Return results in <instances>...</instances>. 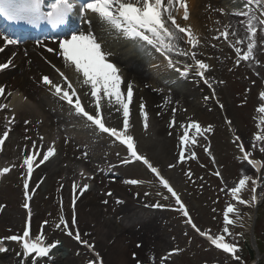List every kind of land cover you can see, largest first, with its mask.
<instances>
[{
	"label": "rangeland",
	"instance_id": "obj_1",
	"mask_svg": "<svg viewBox=\"0 0 264 264\" xmlns=\"http://www.w3.org/2000/svg\"><path fill=\"white\" fill-rule=\"evenodd\" d=\"M224 6L225 2L219 0H204L196 6L199 13V17L196 16L198 25L203 30V35L206 36L205 52L212 53L215 61L213 69L211 68V72H209V78L214 82L219 102L223 108L211 101L206 104L204 102V105H201L203 96L208 97L205 88L198 87L197 94L195 91L194 96H191L186 102V99L181 97L182 95H175L162 85L154 82V76L151 81L146 80L145 84L153 90L168 94L165 96H174L173 102L166 108L165 118L158 115L159 111L153 110L152 103H144L146 112L160 122L157 125V130L164 128L162 134H158V139H160L159 149L166 159V163L176 165L171 171L172 176L182 184L184 195L189 202L195 220L203 228H210L216 233H222L224 228L223 210L227 204L232 203L228 199L227 193L224 190L222 191L224 184L233 186L241 178V170L244 169L246 174L249 170L237 158L234 146L223 126V116L226 115L231 120L239 134L247 139V143L250 145L257 120L258 96L264 80V43H262L264 42V36L262 34L258 33L257 37L256 58L259 64L253 63L252 65L243 61L237 65L234 50L223 40V37L219 40L213 39L218 35V30L223 31L224 25H237L234 23L236 19L227 15ZM204 10L206 11L203 14ZM219 10H223V14ZM99 26L100 23L98 22ZM115 38L120 39L121 37L117 35ZM112 43H115V40ZM212 45H215V47ZM122 51L124 52V50ZM204 55L200 54V57H204ZM118 57L114 56L115 59H120ZM141 58L145 63L147 58L150 59V56L146 54ZM138 64L144 69L146 66L149 70L147 73L152 76L153 71L146 63L144 65L140 61ZM37 70L41 69L37 67ZM20 73L25 78L24 84L29 92L36 101H41L46 96L43 87L48 85L44 84L43 81L39 82L36 73L21 72V70ZM128 82L126 79L125 84ZM143 87V82H140L136 89H133V97L130 103L134 113L140 112V104L143 100L139 95H142ZM189 102L195 103L197 106L196 112H191ZM41 109L45 111V109ZM173 109H175L176 125L169 127L173 119ZM222 112L224 113L222 114ZM62 115L50 119L53 123L55 136L60 135L59 131L63 132V130L67 131L66 129H68L67 124L70 121L67 119L66 114L62 113ZM116 115L119 117V113ZM194 120L203 122L205 128L209 125L212 126V130L208 133L211 136V150L216 157V168L214 164L209 162V155L204 152L207 144L205 141L200 142L198 161H190L187 154L185 160L179 162V137L183 134L180 125H186ZM25 121L30 123L25 124ZM38 122H40V119ZM16 128L15 133L6 144V155L3 156L6 160L12 156L18 157L23 148L30 146L31 142H39V127L30 116L21 117ZM64 134L66 135V132ZM25 137H30V139H25ZM61 141L62 152L59 163L55 167L57 170L47 175L33 202L37 229L41 221L44 219L49 220L51 223L49 239L51 241L58 240L61 243L60 253L62 257H60L59 264H82L90 259L86 253L76 249L74 244L65 237L62 227H55L60 222L54 202L56 187L60 186L61 188L63 185L62 190L67 192L68 184L65 183L64 177L75 178L80 163H85V166L87 164L95 169L96 179L93 180V183L96 187L94 191H97L101 209L93 212H96L95 214L100 217L103 225L113 229L108 235L97 236L98 231L96 233L94 230L95 227L92 226L94 223H91V217L86 215L79 217L81 232L102 253L106 264H114L112 258H109V254L112 253L111 248L114 246L115 238L120 234H125L127 248L136 255L135 258L132 257L127 250V264H162V258L164 257H167V259L163 260V264H236L228 260L229 257L226 255L215 252L205 243L195 238L190 231L186 230L177 214L170 213L165 208H153L157 203L166 205V199L161 194L163 191L158 188L150 177H145L149 185L144 189L128 186L123 182V179L114 176V174L108 175L106 181H104L101 174L102 170L120 173L118 166L108 168L111 163L107 143L95 141V145H88L84 141L67 142L66 138ZM257 155L264 160V154L258 153ZM15 165L17 167L12 169L0 184L1 236L19 233L23 225L24 216L21 208L20 184L24 172L20 161ZM73 166H75V169ZM101 168L102 170H100ZM218 168L223 181L214 174ZM41 171L42 173L46 172V166ZM121 173L127 175L135 173L144 176L141 169L134 168H121ZM188 173L191 175L189 176ZM108 193H112V195L109 196ZM117 201L120 202L117 203ZM240 216L242 217L241 221L229 226L231 236H228V238L233 242V237H235V242L238 243L240 249L239 254L247 261L249 256L243 240H246L249 236L250 226L253 232L255 230L257 233L256 236L263 239L264 245V209L261 211L260 216H255L254 219L250 208H241ZM232 219L235 220L236 217L233 216ZM177 249L179 251H175ZM172 250L176 253L169 256L168 253ZM19 262V256H17L15 250L0 257V264H19ZM29 264H32V262ZM49 264L52 263L49 262Z\"/></svg>",
	"mask_w": 264,
	"mask_h": 264
},
{
	"label": "snow or ice",
	"instance_id": "obj_2",
	"mask_svg": "<svg viewBox=\"0 0 264 264\" xmlns=\"http://www.w3.org/2000/svg\"><path fill=\"white\" fill-rule=\"evenodd\" d=\"M264 5V0H243V6L231 13L230 15L242 16L244 19L239 20L237 25H224L223 31L218 30V35L213 39L219 40L223 37L230 48L234 50L236 61L239 65L242 61L247 62L250 65L253 63L259 64L256 58V52L258 48L257 37L258 33L264 35V8L259 10V14L253 13L251 5ZM183 10L182 19L187 21L189 19V10L187 7V0H52L51 3H45V0H0V16L4 17L8 21L12 22H25L33 27H39L40 24L47 23L52 28H58L68 24L70 17L74 14H78L82 19L87 17V14H95L99 20L107 25L110 29L115 30L117 33L123 35L127 39L141 41L147 45L152 46L155 51L159 52L167 60L168 66L174 68L181 76L187 77L190 72L194 71L195 74L204 79V83L208 84L211 88V84L208 79L205 78V73L209 70L210 65L203 60L197 58V49L201 40L199 36L194 32L191 25L182 26L177 22V15L180 10ZM223 14V10H219ZM91 24V20L87 21ZM219 23V21H217ZM58 43V54L63 57L66 67H74V70L82 80H78L81 86H88L90 93L86 91L84 95H89L94 101V112H89L85 109L81 103L80 95L77 93L76 88L67 76L63 72H60V76L66 82V88L60 84L54 83L47 75L42 77L44 84L49 85L51 89H54V94L59 96L60 99L66 101L75 110V113L92 126L98 129L99 132L107 134L109 137L114 138L120 144L125 145L130 157L136 161H142L144 165L155 175L159 183L175 198V203L179 206L178 210L187 217V223H189L201 236H205L212 245L217 249L223 250L225 253L231 254L232 257L239 261L241 258L237 253L240 251L238 243L228 242L226 235L231 236L229 226L236 224L242 220L240 212L236 204L253 207L258 202L257 190L264 187L262 181L264 176H261V172L264 171V160L253 159V152L259 148V151L264 154V90L259 93L258 99L260 101L256 112L260 114L257 123L258 132L254 134L251 142V150H246L245 143L240 136H235L234 143L241 154L238 159L242 162H246L247 165L254 170L256 177L246 174L245 170H241V178L238 182L234 183V186L227 187V194L230 195L236 204L229 203L226 205L224 211V228L222 234H213L211 230L201 231L190 218L189 211L181 201L180 196L171 186L168 179H166L160 172V169L154 166L146 156L140 154L136 147L134 137L130 134V102L133 97V84L128 82L126 85V96L122 91V84L124 83L122 73L116 64L108 60L110 53H105L102 50V45L98 42L97 37L92 31H72L63 39L56 41ZM181 42L186 43L190 48L185 49L181 47ZM21 40L16 37L0 31V52H3L9 46H18ZM37 45L44 47L49 53L56 52L57 50L52 47H47L40 40L36 41ZM264 43V42H262ZM215 47V45H212ZM175 56H183L191 59L192 63H186L178 59L173 58ZM13 64V60L10 58L7 62H0V71H4L10 65ZM183 64V68L177 67V65ZM59 71V70H57ZM5 94L11 96V92L6 93V86H0V97ZM75 98V99H74ZM26 99V98H25ZM107 100L108 106L113 107V102L119 107L116 111L122 110V128L113 126H107L102 114V101ZM207 99V97H206ZM222 107V106H221ZM8 108L7 104L0 103V110ZM175 109H173V119L169 124V127L176 125L175 121ZM140 115L143 118V126L147 130L148 113L145 110L143 102L140 104ZM159 115V113H158ZM10 125L14 121L15 117L9 119L5 118ZM30 123L25 121V124ZM228 125H231V121H227ZM183 134L179 137V146L181 148L179 152V162L185 160V150L188 146L194 145L197 141L194 136L190 135L189 129H194L197 135L203 132L212 130V126L207 128H201L198 122H190L188 124H181ZM11 128L6 127L2 135H0V151H3L5 140L9 137ZM30 139V137H25ZM43 137L40 140L43 141ZM32 149H37V144L33 142ZM205 152L210 156L211 153L208 147H205ZM55 141L47 147L46 151L38 152L33 151L31 154H26L23 157V164L21 167L27 169V175L30 177L34 170V162L37 156H41L38 164L48 161L51 156L55 154ZM192 158H195V153H192ZM213 163L215 162L214 157ZM126 163L128 161H125ZM175 164H169V168L175 167ZM10 171L9 167L0 169V177ZM220 177L223 181V177L219 171L214 173ZM83 175V172L81 173ZM190 176L191 174L188 173ZM126 184L139 185L143 181L139 179H128ZM24 208L28 209V216L31 217V209L27 201L32 197L29 195V181L24 180ZM88 184L82 186L81 192L87 190ZM76 186L74 185V191ZM225 189H222V191ZM245 191H250L251 195L248 199L243 197ZM112 195V193H108ZM261 197H264V192H261ZM120 201H117L119 203ZM107 203V201H105ZM75 204V198L73 199V205ZM154 207H161L159 203ZM234 215L236 219H232ZM59 223L55 225L56 228H60L63 225L65 230L69 229V222L63 215L59 217ZM45 224L48 222L45 221ZM72 225L76 224L75 214L71 221ZM242 226V225H241ZM69 236L73 235V232L68 230ZM74 238L94 251V246L86 240L81 239V234L77 230ZM17 243L22 251L24 261L31 258L32 264H39V259L48 257L53 249L60 244V241H54L51 243L46 242L45 235L32 234L30 232V223H26L23 229V233L14 234L0 238V252L8 251L5 246V242ZM139 247V245H137ZM175 251H179L178 249ZM172 253H169V256ZM21 253H17L20 256ZM135 256V254H133ZM97 258L99 254L96 253ZM167 257L162 258L166 260ZM102 264V262H101Z\"/></svg>",
	"mask_w": 264,
	"mask_h": 264
},
{
	"label": "bare ground",
	"instance_id": "obj_3",
	"mask_svg": "<svg viewBox=\"0 0 264 264\" xmlns=\"http://www.w3.org/2000/svg\"><path fill=\"white\" fill-rule=\"evenodd\" d=\"M202 1L204 2V0H198L197 3H202ZM187 3L190 6V17L187 21H185L186 25H191L192 29L194 30V32L197 34L200 31V28L198 26V21L196 19V16L199 17V13L197 11V9L194 10V12H192V10L194 9L196 0H187ZM193 6V8H192ZM192 8V9H191ZM242 8V7H241ZM206 10L203 11V14L205 13ZM202 15V13H201ZM221 18V15H220ZM215 19L217 20L216 16ZM244 19V17L242 16H238L237 19V23L239 20ZM184 23V22H182ZM90 29H92V27L90 26ZM92 31L95 36L101 34V32L98 31ZM111 49H113L114 51L117 50L118 46L113 45L110 46ZM49 56L51 57L50 59L52 61L56 60L59 61V59H56V56H52L51 54H49ZM18 57V58H17ZM15 58L19 60V54L15 55ZM35 64L30 65L29 71L32 74L37 73L36 71V66L38 65V67L41 70L45 69L44 63L35 56ZM134 62V63H130V62ZM125 64H131L130 66V74L131 76H135L132 81L137 80L139 82H143V89H142V95L141 96V100L146 101V103H152L153 104V110L154 111H159V115L162 116V118L166 117L165 116V111L166 108L172 104L171 102H173V97L174 96H165L168 95L166 93H160L156 90H153L152 88H149L146 84L145 81L149 78L146 74L144 69H142L137 60H134V56L129 57L128 55H126L125 57ZM163 63V62H162ZM164 64V63H163ZM138 77V78H137ZM3 79V81L1 82V80ZM0 86H6V93L7 92H13L12 97L9 98V96L7 94H5V96H8V100L11 101V105L14 106L13 112L16 113V116H20L23 117L26 114H28L31 118H33L34 122L38 125V127L41 129L42 134H44L48 140H50L53 137V123H51V113L49 111V109H47L46 107L49 105L48 102H37L35 100V98L33 97V95L30 94V92L25 88V85L23 83V80L21 78H13L10 76H3L0 79ZM139 90V89H138ZM191 96H194L192 89L188 90L185 92V94L181 97H183L184 99L187 100L190 99ZM26 98V99H25ZM176 100V99H175ZM190 104V110L192 113L196 112L197 110V106L195 105V103L193 102H189ZM152 106V105H151ZM41 108L46 109L47 112L43 111ZM192 115V114H190ZM185 116V115H184ZM260 116V114H259ZM40 119V122H38ZM112 119V118H111ZM141 117V115L139 117L135 116V118H133V121L131 123V128L130 130H132L130 133L133 134L136 138V142L139 144L140 149L145 152V153H150L151 154V159L155 161V159L158 162H161L163 164L166 163V159L163 157L161 150L159 149V145L157 143H160V140L158 139V134H162L163 129H158L156 130V124L160 123L157 122L159 120H156L154 117H149L148 120V128L147 130H145L144 126H143V119ZM258 129V128H257ZM156 162V161H155ZM157 163V162H156ZM55 164V162H53V165ZM54 169V168H52ZM168 174L170 172H167ZM264 176V174L262 175ZM48 181V179H47ZM89 185V188H91V190H89L86 195L84 196V200L82 201V204L79 207V215L80 217L83 216H88L91 217V223H94L92 226L95 227V231L97 233V236H105L108 235L110 233L111 230H113L111 227L107 226V225H103L101 222L100 217L95 214L97 211H99L100 209V204H99V197L97 195V192H94V188L91 186L90 182L87 183ZM180 190H182V188L180 187V185L176 184ZM261 190H264V187L261 188ZM246 192V191H245ZM90 211V212H89ZM96 211V212H93ZM107 229V230H106ZM126 241L127 239L125 238V234H120L115 238V242H114V246L111 248V254H109V258H112V263L114 264H127V259H128V255H127V250L129 251V249L126 246ZM129 255H131L132 257H136V255L134 256L133 253L131 251H129ZM117 259V261H116ZM116 262V263H115ZM60 261H58L56 264H59Z\"/></svg>",
	"mask_w": 264,
	"mask_h": 264
}]
</instances>
